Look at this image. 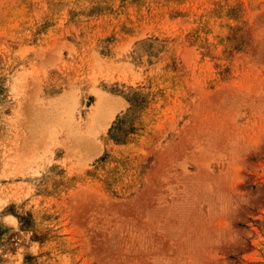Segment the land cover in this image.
<instances>
[{
	"label": "rangeland",
	"instance_id": "rangeland-1",
	"mask_svg": "<svg viewBox=\"0 0 264 264\" xmlns=\"http://www.w3.org/2000/svg\"><path fill=\"white\" fill-rule=\"evenodd\" d=\"M0 264H264V0H0Z\"/></svg>",
	"mask_w": 264,
	"mask_h": 264
},
{
	"label": "bare ground",
	"instance_id": "bare-ground-1",
	"mask_svg": "<svg viewBox=\"0 0 264 264\" xmlns=\"http://www.w3.org/2000/svg\"><path fill=\"white\" fill-rule=\"evenodd\" d=\"M98 105H99V101L97 102V104L95 106L98 107Z\"/></svg>",
	"mask_w": 264,
	"mask_h": 264
}]
</instances>
